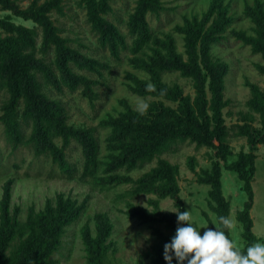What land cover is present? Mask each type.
<instances>
[{"label":"rangeland","instance_id":"obj_1","mask_svg":"<svg viewBox=\"0 0 264 264\" xmlns=\"http://www.w3.org/2000/svg\"><path fill=\"white\" fill-rule=\"evenodd\" d=\"M50 3L47 15L65 40L61 50L26 15L32 6ZM8 5L0 4V229L4 212L8 228L50 211L78 213L65 220L61 244L50 257L56 264H87V236L97 240L103 231L104 264H167L164 245L176 233V211H191L201 235L206 228L224 231L242 253L264 243V117L257 107L264 94V0H157L156 10L145 13L141 0ZM193 34L200 35L194 64L187 48ZM10 43L21 52L11 56L33 59L35 91L61 124L48 116L40 124L29 109L30 79L21 75L18 94L7 71ZM180 61L194 74L164 71ZM155 71L174 99L156 92ZM214 73L222 78L223 92L222 130L212 120L210 125L218 137L172 138V124L157 113L170 108L182 115L200 99L209 106L206 76ZM128 112L143 126L123 125ZM207 115L214 113L207 108ZM69 128L91 131L99 165L87 166L86 148L67 137ZM251 135L261 142L253 145ZM243 158L249 181L239 172ZM216 176L224 207L214 196ZM220 211L230 226L219 223ZM53 224L49 218L50 230ZM19 240L9 243L7 254Z\"/></svg>","mask_w":264,"mask_h":264},{"label":"trees","instance_id":"obj_2","mask_svg":"<svg viewBox=\"0 0 264 264\" xmlns=\"http://www.w3.org/2000/svg\"><path fill=\"white\" fill-rule=\"evenodd\" d=\"M142 3L145 5L143 9V13L145 11H155V2L157 0H141ZM10 0H0V4L6 5L9 7ZM54 6V3L47 4L45 7L35 8L32 6L29 11L26 12V15L29 18H32L35 22H37L40 26L43 27L45 35H46V42L49 44H55L56 47L61 50L65 47V40L62 39L57 35L56 28L53 26L51 20L49 19L47 13L51 10ZM145 15V14H143ZM96 19H98L96 17ZM264 30V27H262ZM28 33V31H25ZM200 35H191L188 39V54L190 59H192V64L196 63V40L199 39ZM263 37V36H262ZM261 43L260 45H264V38L259 40ZM9 59L10 63L7 66L8 72H13L14 74V81L17 82V86L19 85L18 76L21 75L25 80L30 79V83L28 84L27 88L30 89V97L31 103L29 104V109L32 113L40 116V124L41 118L48 116L50 120H53L55 125L61 124L59 118L54 115L47 104L43 102L38 94L35 91V85L32 84L34 81L30 77V70L34 68L33 59L29 55H24L22 58L18 55L11 54L15 51L21 55V52L18 51V45L15 43H10L9 45ZM4 53L0 50V56H3ZM170 64L164 66L166 70H177L186 75L192 73V69L188 68L184 62L180 61L176 66L169 67ZM158 70V69H157ZM154 77V87L156 88V92L168 99H174L173 92L166 88L163 85L160 75L158 72H153ZM194 74V73H192ZM191 74V75H192ZM197 74H202L200 70H197ZM190 75V76H191ZM193 76V75H192ZM206 78L210 79L209 89L211 91L212 98L210 99V105L208 106V102L204 99H200L198 101V105H196L197 112L192 108V106H187L188 109L183 112L182 115H178L174 110L170 108H162L158 113L157 116L160 119L159 115L161 116V120L163 122L171 123V137L174 138L176 136L192 137L197 140L210 142L214 137H218L219 133H213L211 131V120L216 123L217 130L221 131L222 126V117H221V110L223 108V92H222V78L217 75V73L210 74L206 76ZM205 80L202 81L201 79V86L205 87L206 82ZM20 85L17 87L18 94L21 93ZM151 90V89H150ZM152 91V90H151ZM150 92V91H147ZM155 92V91H152ZM204 92V89L201 93ZM176 100V99H175ZM43 105V107L40 106ZM259 111L262 113L264 117V94L262 95V100L257 105ZM207 108L211 110L214 115L210 119L207 115ZM46 112V113H45ZM31 113V114H32ZM133 114L132 112H128L125 115V119L129 121L126 122L124 120L123 125H127L129 128H135L136 126H143L140 119L134 120V118L130 117ZM142 117H145L146 114H140ZM172 120V121H171ZM175 123H174V122ZM7 122H11L7 119ZM11 128L13 125L10 123ZM68 138H75L81 143L84 144L86 148V160L87 166L92 167L99 165L98 164V157L96 152V141L95 138L92 136V133L88 129H74L69 128L67 131ZM69 139H67V143ZM250 142L253 145L261 142L259 139H255L253 135L250 137ZM255 155H251L250 159H254ZM248 164L246 158H243L240 162L239 172L243 179L249 181L248 176L246 175L245 167ZM86 170L87 167H86ZM169 185L168 190H173L174 182L173 178L169 177L167 180ZM213 188H214V196L216 200L219 202L221 206L224 207L225 202L221 194V185L218 176L214 177L212 180ZM154 186V185H151ZM158 189L157 186L149 189L147 193H152ZM226 206V205H225ZM59 211V210H58ZM221 216H225V214L220 211ZM78 213L73 215L72 217H65V215H61L60 212L56 213L55 211H50L45 214H40L39 219L34 220L33 217H30L29 222L24 223V226L19 227L21 224L19 220L16 222V226L19 228H8L9 227V220L7 214L4 212L2 216V228L0 229V264H56L54 261L50 260L51 255L53 252L58 250L61 242V238L63 235V225L65 224V220H73ZM52 218L55 219V224L50 225L51 230L48 228V219ZM39 224V225H38ZM105 232H100V236L97 240L92 239V237L87 236L86 244L88 245L87 249V264H104L105 255L107 252V247L104 244V235ZM16 237H19V243L13 247V250L10 254H7V250L10 248L9 243ZM103 238V239H102Z\"/></svg>","mask_w":264,"mask_h":264},{"label":"clouds","instance_id":"obj_3","mask_svg":"<svg viewBox=\"0 0 264 264\" xmlns=\"http://www.w3.org/2000/svg\"><path fill=\"white\" fill-rule=\"evenodd\" d=\"M178 226L170 243L164 245L163 258L172 264H264V243L256 242L238 250L226 233L216 227L206 228L203 235L194 226L191 211H176ZM219 223L231 225V220L220 216Z\"/></svg>","mask_w":264,"mask_h":264}]
</instances>
